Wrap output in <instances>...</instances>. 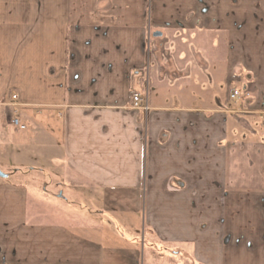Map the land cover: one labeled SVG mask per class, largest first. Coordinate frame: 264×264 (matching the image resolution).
Here are the masks:
<instances>
[{"label": "crops", "instance_id": "1", "mask_svg": "<svg viewBox=\"0 0 264 264\" xmlns=\"http://www.w3.org/2000/svg\"><path fill=\"white\" fill-rule=\"evenodd\" d=\"M13 93L0 151L58 157L107 222L0 181V264H264V0H0V122Z\"/></svg>", "mask_w": 264, "mask_h": 264}, {"label": "rangeland", "instance_id": "2", "mask_svg": "<svg viewBox=\"0 0 264 264\" xmlns=\"http://www.w3.org/2000/svg\"><path fill=\"white\" fill-rule=\"evenodd\" d=\"M202 39L204 38H199L198 40H196L195 44H198L197 46H199V41H201ZM215 85L218 86L219 90L218 93L214 95L215 98L213 102L214 104H216V106H218L219 104H223L222 95L225 92V86L218 80L216 81ZM232 85L235 84L232 83ZM248 93L250 94V91H248ZM232 103L233 101H230L229 103H226V106L234 107V104ZM20 107H22L21 104L19 107H17L18 110H16V117L20 120L21 123L25 125L26 129L27 123L23 118V114H21ZM10 112L7 111L8 114L6 113V120L1 119L0 128L6 133H12L15 131L22 132L23 130H19L12 125V111ZM17 143H19V141H17ZM35 144H40V141H37V143ZM25 154L29 159L39 160L35 162V164L30 162L31 165L27 163L17 165L10 161L9 152L0 151V171L3 174H10L9 178H0V181L9 183L17 180H22L23 184L27 186L30 191L35 193L34 195L37 196V198H43L46 206H50L51 210L59 209L66 212L77 213L81 216H86L90 220H99L103 224L107 222L105 216L103 217L97 213V211L100 210L101 206L100 198L94 196L89 189H84V185L82 183H76L72 180V178L66 176L61 171L63 165L62 161L58 157L50 155L44 156L40 152V155L36 156L37 153H33V150L30 149L28 151H25ZM38 220L40 222H47L49 219L40 218ZM49 221H54V218H50ZM70 221L71 220L69 218H66L65 222ZM137 230L138 229L133 227L125 230L124 232L127 235H132ZM148 249V247H146L145 249V254L147 256L149 255Z\"/></svg>", "mask_w": 264, "mask_h": 264}, {"label": "built area", "instance_id": "3", "mask_svg": "<svg viewBox=\"0 0 264 264\" xmlns=\"http://www.w3.org/2000/svg\"><path fill=\"white\" fill-rule=\"evenodd\" d=\"M250 94L248 91H242L240 89H231L229 92V97L230 99H233L234 101H239L242 97H247ZM132 103L131 107L136 110H143L147 111L149 110L148 103H147V94L140 95L138 93H134L132 95ZM4 105L8 106L10 111H12V116H11V122L14 127H16L19 130H24L25 125L20 122V120L16 117V110L17 107L20 106L18 95L16 93H13L9 96L8 100H5Z\"/></svg>", "mask_w": 264, "mask_h": 264}, {"label": "water", "instance_id": "4", "mask_svg": "<svg viewBox=\"0 0 264 264\" xmlns=\"http://www.w3.org/2000/svg\"><path fill=\"white\" fill-rule=\"evenodd\" d=\"M160 34V32H158V33H154V35H159ZM6 175L5 174H3L1 171H0V177H5Z\"/></svg>", "mask_w": 264, "mask_h": 264}]
</instances>
